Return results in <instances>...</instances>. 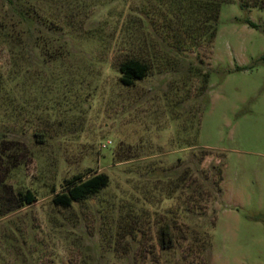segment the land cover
<instances>
[{"label":"rangeland","instance_id":"rangeland-1","mask_svg":"<svg viewBox=\"0 0 264 264\" xmlns=\"http://www.w3.org/2000/svg\"><path fill=\"white\" fill-rule=\"evenodd\" d=\"M217 2L0 0V264H264V0Z\"/></svg>","mask_w":264,"mask_h":264},{"label":"trees","instance_id":"trees-1","mask_svg":"<svg viewBox=\"0 0 264 264\" xmlns=\"http://www.w3.org/2000/svg\"><path fill=\"white\" fill-rule=\"evenodd\" d=\"M209 2H213V4L218 3L217 1L222 0H208ZM260 4L257 2H253V4H249L248 1L240 2V6L242 9L247 10L250 6H259ZM248 23L253 27H259V25L255 22H253L251 19H247ZM125 66V67H124ZM131 68L128 65H123V71L125 73L126 81L132 82V79L135 78L133 75L134 73L130 71ZM140 71H142V68H140ZM131 72V73H130ZM202 153L203 157L207 154L206 150L204 148L199 149ZM179 173L178 169L171 168L170 167V201L174 200L176 198H181L185 196L187 198L188 202L194 201V195H190L189 191L187 192L186 188V182L189 177V171L185 174L181 173L179 178H176V175ZM217 173L219 177V193L222 192L221 183L223 181V169L221 167H217ZM110 182V177L108 174L104 172H96L95 174L82 179L78 180L75 183L68 186L64 191L57 193L54 198L53 202L57 205L63 206V207H70L73 205L75 201H81L86 198H88L91 195H94L98 193L102 188L108 186ZM16 204L14 203L13 207L10 210H14L17 207H21L27 204H31L34 201H36L38 198L35 195V193L31 190H27L26 192L19 191L16 198H13ZM18 209V208H17ZM179 209V208H178ZM196 208L189 206H184L181 210V213L187 214H195L197 213ZM178 211V210H177ZM173 214V215H171ZM126 217L132 216L128 211L125 212ZM177 216H174V212L170 208V222L162 225L159 228V243L163 250L170 251L176 247V229H177ZM212 227L215 226V223L212 222ZM129 232L128 234L131 235L134 233L135 228L133 226H129L128 228ZM211 241H208V246L210 247Z\"/></svg>","mask_w":264,"mask_h":264}]
</instances>
